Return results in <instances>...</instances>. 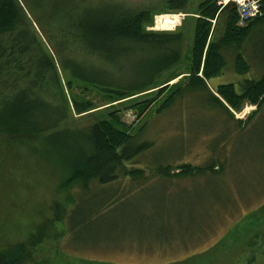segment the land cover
Wrapping results in <instances>:
<instances>
[{
  "label": "trees",
  "instance_id": "obj_1",
  "mask_svg": "<svg viewBox=\"0 0 264 264\" xmlns=\"http://www.w3.org/2000/svg\"><path fill=\"white\" fill-rule=\"evenodd\" d=\"M188 1L168 0L163 10L188 13ZM67 2L50 0L45 3V11L55 5V15L43 23V37L52 45L51 53L46 50L44 41L38 39L37 32L33 28L30 30L29 19L19 2L0 0V150L2 147L7 152L0 161V171L9 168V171L24 173L23 176L42 174L45 169L41 156H47L50 169L60 176L55 191L63 194L57 200L47 199L44 207L48 205L46 211L50 208L51 216L33 225L37 241L28 240L27 236L0 248V264H108L83 260L72 263L59 253L61 250L57 246L53 250H57L56 255L51 252L50 256L39 259L41 248L37 246L48 236L49 226L67 223L72 207L79 202L78 194L120 182L127 176L143 174L144 169L133 167V164L136 157L153 147V142L133 146L136 134L129 133L133 124L127 125L119 110H111L117 104L139 96L146 95V98L147 94L156 91L154 97H141L131 106L140 119L163 96L156 112L170 108L184 93L199 89H206L213 104L231 116V109L239 111L245 103L256 106L254 112L264 103V72L256 80L247 79L240 93L235 91L232 83L218 85L215 92L207 86V81L221 74L226 64L221 50L240 46L252 28L264 21V0L261 1L263 15L243 26L237 24L238 15L233 3L222 5L218 0H201L188 49L187 70L168 75L160 87L156 78L181 61V33L147 31V25L153 22L150 10L118 12L115 8L102 7L80 9L75 14L79 4L73 5L74 10L70 12L65 5ZM109 12L111 15L107 14ZM234 67L241 74L249 69L240 54L235 57ZM63 72L68 75H61ZM180 75L183 76L177 82L169 83ZM74 87L80 88L79 94L71 93ZM91 92L98 93L102 98L100 101H106L103 105L107 106L99 109V104L87 97ZM91 115L95 118L93 121L82 122L85 116ZM247 119L236 121L243 125ZM158 164L151 172L170 175L171 165ZM207 165L184 163L176 166L171 175L208 172V169L218 171L214 162ZM25 184L27 188L31 187L29 183ZM42 209L38 208L41 213ZM241 222V240L251 230L259 228L258 231H263L264 206ZM69 228L73 230L74 223ZM238 231L236 226L226 236H233ZM54 238L59 240L60 235L48 240ZM222 241L214 248L220 247ZM220 253L215 258L206 256L204 262H200V257L193 264H206L211 260L212 264H217L225 254Z\"/></svg>",
  "mask_w": 264,
  "mask_h": 264
},
{
  "label": "rangeland",
  "instance_id": "obj_2",
  "mask_svg": "<svg viewBox=\"0 0 264 264\" xmlns=\"http://www.w3.org/2000/svg\"><path fill=\"white\" fill-rule=\"evenodd\" d=\"M17 1L29 19L30 30L33 31V28L37 32L38 39L43 40L46 50L52 53V45L43 37V23L53 18L55 5L45 11V3L50 0H38L39 6L37 0ZM167 1L68 0L65 5L71 12L74 10L71 7L79 4L75 14L80 9L102 7L115 8L118 12L150 10L153 22L147 25V31L181 33V61L156 78L160 87L168 75L187 70L188 49L201 0H189L187 15L181 17L175 27L161 30L156 26V16L166 13L163 9ZM218 1L222 3V0ZM107 14L111 15L110 12ZM48 32L53 33L51 30ZM221 51L226 64L221 74L207 81V86L215 92L218 85L232 83L235 91L240 93L247 79L256 80L264 72V21L252 28L240 46H229ZM237 54L242 55L249 66L246 73L235 71ZM61 75L68 74L63 72ZM183 75L169 83L177 82ZM71 93L79 94L80 88L74 87ZM95 94L87 93V97L96 101L99 109L107 106L103 105L106 101H100V95ZM184 94L170 108L156 112L163 96L140 119L131 106L141 97H154L156 91L147 94L146 98V95L139 96L111 109L119 110L127 125L133 124L129 129V133L136 134L133 146L153 142V147L136 157L133 164V167H142L143 174L127 176L120 182L78 194L79 202L72 207L67 223L49 226L48 236L37 246L41 248L39 259L50 256L51 252L56 255L57 250H53L57 246L61 250L59 253L72 263L83 260L108 264H193L200 257V262L210 255L215 258L221 251L225 254L217 264H264V230H251L242 240L240 238L243 232L241 221L264 206V103L255 112L256 106L245 103L239 111L231 109V116L213 104L206 89ZM85 117L83 123L94 118L92 115ZM236 119L247 121L241 125ZM4 153L7 152L1 147L0 161H3ZM47 159V156H41L45 171L38 175L23 176L24 173L19 171L1 169L0 248L27 236L28 240L36 242L33 225L51 216L50 208L46 211L48 205L44 207L45 204L63 195L55 191L60 176L50 169ZM210 162L215 163L218 171L208 169V172L171 175L178 165L189 163L204 167ZM158 163L171 165L170 175L151 172L152 168L160 165ZM25 179L28 181L25 182ZM25 183L31 187L27 188ZM40 207H43V213L38 210ZM71 223L75 225L73 230L69 228ZM236 226L239 231L233 236H226ZM11 230L14 231L10 233ZM54 235H60L59 240H48ZM221 240L220 247L215 249ZM232 243L233 247H229ZM210 250L213 251L209 253ZM211 261L206 264H212Z\"/></svg>",
  "mask_w": 264,
  "mask_h": 264
},
{
  "label": "built area",
  "instance_id": "obj_3",
  "mask_svg": "<svg viewBox=\"0 0 264 264\" xmlns=\"http://www.w3.org/2000/svg\"><path fill=\"white\" fill-rule=\"evenodd\" d=\"M230 0H222L223 4ZM262 0H236L234 5L236 6L238 14V25H244L247 22L262 16L263 11L261 9ZM181 17L183 15H180Z\"/></svg>",
  "mask_w": 264,
  "mask_h": 264
},
{
  "label": "bare ground",
  "instance_id": "obj_4",
  "mask_svg": "<svg viewBox=\"0 0 264 264\" xmlns=\"http://www.w3.org/2000/svg\"><path fill=\"white\" fill-rule=\"evenodd\" d=\"M235 1L236 0H230L229 2L233 3ZM218 3L224 5L223 2L221 3L220 1H218ZM156 18H157L156 26L158 25L157 27L159 29H161V30L162 29L165 30V29L171 28V27L174 26V24H176V23L178 24L179 23L178 16H170L168 14H161V15H157Z\"/></svg>",
  "mask_w": 264,
  "mask_h": 264
},
{
  "label": "crops",
  "instance_id": "obj_5",
  "mask_svg": "<svg viewBox=\"0 0 264 264\" xmlns=\"http://www.w3.org/2000/svg\"><path fill=\"white\" fill-rule=\"evenodd\" d=\"M222 52V51H221Z\"/></svg>",
  "mask_w": 264,
  "mask_h": 264
}]
</instances>
